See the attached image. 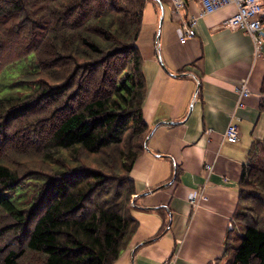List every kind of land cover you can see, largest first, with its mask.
<instances>
[{"label": "trees", "instance_id": "1", "mask_svg": "<svg viewBox=\"0 0 264 264\" xmlns=\"http://www.w3.org/2000/svg\"><path fill=\"white\" fill-rule=\"evenodd\" d=\"M148 1L0 0V264H116L128 248ZM249 155L218 264H264V140Z\"/></svg>", "mask_w": 264, "mask_h": 264}, {"label": "crops", "instance_id": "2", "mask_svg": "<svg viewBox=\"0 0 264 264\" xmlns=\"http://www.w3.org/2000/svg\"><path fill=\"white\" fill-rule=\"evenodd\" d=\"M146 9L138 49L151 134L131 173L138 229L116 264H218L238 228L250 151L264 140V47L256 56L248 33L222 28L234 5L201 19L185 44L184 25L200 14V2L177 11L171 0H149ZM244 83L251 94L237 109ZM231 124L241 129L237 143L225 137ZM203 189L206 200L194 207Z\"/></svg>", "mask_w": 264, "mask_h": 264}, {"label": "built area", "instance_id": "3", "mask_svg": "<svg viewBox=\"0 0 264 264\" xmlns=\"http://www.w3.org/2000/svg\"><path fill=\"white\" fill-rule=\"evenodd\" d=\"M198 1L203 5V9L198 16L189 18V21L184 25L181 43L185 44L190 39L194 38L197 33V25L201 19L212 13L218 12L229 6H236L237 12L232 17L225 20L222 28L228 30H243L248 33L255 43V54L260 56L264 47V0H171L175 10L179 11L184 8L189 2ZM248 84L244 83L238 99L237 109L245 107L244 100L251 94ZM226 140L230 143H237L241 139V129L238 124L229 125L226 131ZM207 170L213 173V167L207 166ZM204 189L194 195L191 203L197 207L201 200H206Z\"/></svg>", "mask_w": 264, "mask_h": 264}, {"label": "rangeland", "instance_id": "4", "mask_svg": "<svg viewBox=\"0 0 264 264\" xmlns=\"http://www.w3.org/2000/svg\"><path fill=\"white\" fill-rule=\"evenodd\" d=\"M152 6H153V4H149V5H148L149 9H150ZM146 10H147V9H146ZM145 12H146V11H145ZM17 43H19V42H17ZM12 50L15 51V47L12 48ZM18 71H19V70L14 71L15 74H16L17 76H18ZM7 146H8V144L5 143V148H7ZM10 151H12V150H10ZM10 151H9V152H10ZM8 154H9V153H8ZM6 158H8V157L6 156ZM12 240H13V237H10V238H7V239H6V241H12ZM6 241H5V242H6Z\"/></svg>", "mask_w": 264, "mask_h": 264}, {"label": "water", "instance_id": "5", "mask_svg": "<svg viewBox=\"0 0 264 264\" xmlns=\"http://www.w3.org/2000/svg\"><path fill=\"white\" fill-rule=\"evenodd\" d=\"M158 38H159V36H158ZM161 62V64L163 65V62L162 61H160Z\"/></svg>", "mask_w": 264, "mask_h": 264}]
</instances>
